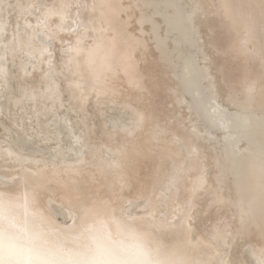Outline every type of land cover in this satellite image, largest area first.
<instances>
[{
	"label": "bare ground",
	"instance_id": "bare-ground-1",
	"mask_svg": "<svg viewBox=\"0 0 264 264\" xmlns=\"http://www.w3.org/2000/svg\"><path fill=\"white\" fill-rule=\"evenodd\" d=\"M235 1L227 0V2L233 5L232 19L229 18V20L236 32L240 33L238 37L241 38L245 35L246 31L240 19L241 15H250L253 18L254 24L252 30L250 32L248 31L250 34L247 32V36H250V41L244 39L246 42L252 41L251 43L256 46V48H252L256 49L261 55L262 50H264V27L261 25L260 1ZM80 2L81 0H53L49 3H45L44 0L29 1L28 8H31L32 14H34L32 16L35 17L37 15L39 19L36 26L33 25L31 20H24L27 26L32 25L31 31L25 36L22 35L21 22L18 18L21 17V13L27 7H25L24 3L19 2L18 11L16 10L17 14H14L16 15V24L11 25L13 29L11 41L9 40L10 42H8L5 40L7 42H4L2 36L7 31L5 20L7 21L12 16L8 18V13L5 12L6 8L5 10L3 8L7 0H0V47L3 43H6L5 47L2 48L5 50L7 47L10 53H12L13 48L17 47L20 53L29 55L30 51H34V55L44 57L47 53L50 54V47L47 41H39V35L41 34V29L44 26H48L50 33L47 36L51 33L54 34L62 44L68 47L65 53V55L67 54L66 57H61L63 59L61 69L69 71L72 75H70L71 78L65 72L71 78L68 81L70 92V96L68 97L75 102L74 104L70 103L69 109L76 111V113H84L85 105L92 96L95 97L96 103L101 106L103 105L102 108L109 101L123 94L135 98L133 102H140L143 97L145 98V95H147L146 92L150 88L145 82L147 76L145 69L149 64L143 67V63L146 64L149 61L148 56L152 52L148 53L150 48L149 38H151L150 41L153 42L158 50L161 62L159 60L156 61L165 63L170 69V74L172 73L176 80L175 83L177 86L171 89L172 92L174 91V94L177 93V95L175 94L176 99L180 103L186 104L193 117L198 118L197 120L201 128L196 127L191 129L189 127L191 130L186 128V131L174 133L168 139L156 137L153 133L147 134L148 149L152 152H160L162 150L160 152L162 156L161 165L155 172V180L152 185L145 184L146 186L144 187L142 185L144 183L140 182L141 186L136 194V197H139V199L138 201L137 198L135 199L136 201L132 199L133 202L129 198V195L126 194V191L132 186L134 180L137 179L136 175L140 174L136 170V164L140 168L137 160L145 153L142 151V141L140 139L144 126L136 128L137 137L133 139L126 138L122 142L111 141L112 139H109V137L113 138L114 135L118 134V130H108L106 132L108 139L91 146L83 143V134L79 130H76L69 113H62L54 120L48 117L52 111L54 112V106L44 105L46 114L45 116L43 114V116L48 118L38 122L39 129L30 123L31 127H29L34 130V133H27L24 129L21 133L17 132V135L14 131V135H16L14 136V132L12 133L11 129L12 126H9L10 124L7 125V122L5 124V120L2 121L0 118L1 127L4 129V135L2 137L0 136V141L5 143V146L0 144V153H2L0 157L3 154L12 157L22 155L20 154V150L24 149L26 145L24 143L31 137L39 138L35 143L36 146H31L34 149L32 153H26V155L23 153L27 160H36L35 166L37 168H34L32 171L27 170L28 172L22 178H17L18 173L17 171L12 172L13 170L8 174H4V172L0 173V197H3L5 201L0 206V212L4 213L8 221H12L16 225L6 237L0 239V244L4 246L11 244L21 245L24 250L21 253L22 260L27 259L30 248L34 251L38 249L45 259L54 260L56 264H82L86 260L103 261L109 259H119L127 262V264H135L136 261L143 259L142 252L149 253L152 259L184 258L199 260L219 256L229 262L237 261L238 264H244L243 261L238 260V253L243 250L242 245L238 246V250L240 251H237V254L233 252V247L227 251V247L233 243L232 232L217 226L216 224L218 223H215L213 227L207 228V239L201 232L202 230H200L201 225L195 223L197 219L194 213L196 207L195 202L200 194L204 192L205 196L207 195L211 201V208L221 207L222 205L233 209L236 216L233 218L236 220L235 226L238 229V233L240 232L242 236L252 235L258 238L255 240L257 241L256 247L253 244L254 247L252 245V248L244 250L245 254L243 255L245 260L254 261L256 258L254 250L258 254L259 250L264 247L261 236L260 208L261 166L264 163V86L261 87L260 91L255 92L254 87L256 85L250 86L251 84H248L247 75L239 80L227 72L226 81L228 83L230 82L229 88L232 86L230 88L231 91H227L228 95L226 94L227 97H225L222 94H225V90L222 92L217 90L219 88L210 72L211 67L209 65L212 63V60L209 58L206 50L202 48L204 49L202 51L201 49L202 41H200L201 37L199 38L201 35L198 28L199 24L205 21L212 36L217 37L219 35L220 27L214 19L211 16L205 18L201 14L203 8L210 7V0L196 1L202 7L199 20L194 25L188 21L194 3L192 4L188 0H87L89 4L108 3L117 6L113 9L97 8L95 12L92 9L83 10L74 7H62L63 5H74ZM222 2H226V0H222ZM9 4L11 5V3ZM29 15L31 14L29 13ZM134 16L137 17L138 23L140 24L138 30L137 28L136 31L134 30L135 32L130 25ZM81 22H84V26H82ZM89 25L92 28L90 32L86 30ZM12 29L10 30L12 31ZM45 29L47 31V28ZM233 36L235 38L237 34H233ZM50 37L52 36L50 35ZM15 39H18L17 44L14 42ZM77 40L81 41L80 46L83 51L76 57L75 62H73L74 53L70 49L75 46ZM170 41H172V45ZM215 47L222 51L225 50L222 49L223 45L221 44H216ZM228 47H233L239 52L248 51L241 46V42L239 41L229 43ZM221 50L219 51L221 52ZM4 52L0 53V84L7 85V75L10 70L6 62L10 59H4L7 55ZM7 53L9 54V51ZM51 53L53 52L51 51ZM48 58L46 60L56 68L57 65L55 64L57 62L54 64V59L51 60L53 57ZM90 58L91 63H89ZM28 62H30L28 59L21 58L20 56L18 63L21 72L26 69ZM36 63L39 66L40 63ZM223 64H225V61ZM45 66H47V63H45ZM47 71L43 70L45 84L40 85V89L31 88V90H26L21 94L13 95L8 100L14 106L19 107L20 111L23 109L22 105H25L26 101L36 95L44 97V102L49 100L55 106L57 102L61 104V107L66 106L65 102L61 99L63 93L60 94L56 91L61 89H57L51 84V81H57V76L55 77L53 73H48ZM49 71L54 72L51 69ZM260 71L257 73V77L261 79L263 76ZM65 73L64 76L67 77ZM59 77L63 79L62 76ZM158 81L161 82L159 79ZM34 84L33 87H36ZM77 84L79 87H77ZM249 87L254 88L251 95L248 92ZM229 88L227 86V89ZM126 99L128 100V97ZM150 101L151 99L149 103H151ZM164 101L166 103L167 100ZM226 102L230 105H226ZM127 103L135 115L137 112H146L149 118L148 112L144 110L147 107L143 108L140 104L133 105L131 101ZM123 105L126 107L124 103ZM3 106L4 104H0V113L2 112L1 109H3ZM146 106L148 105L146 104ZM6 107L3 111H10L9 108L11 106L6 105ZM9 111H7L8 114ZM121 111L123 110L120 109ZM85 112L88 115V111L85 110ZM18 114L19 112L12 113L13 116ZM120 114H114V124L122 123L124 113L123 115ZM35 116L36 114L31 111L26 112V115L22 114L21 117H17L24 122H26V119L32 122L30 120ZM84 116L85 119H88L86 115ZM132 120L131 123L133 122ZM17 123L18 121L15 125ZM163 123L165 125V122ZM89 127L91 129V125ZM168 127L170 128V126ZM129 128V126L125 127L124 125L121 128L122 134L128 135L132 133L128 131ZM86 134L88 133L84 135ZM176 136H179L183 143H176ZM65 138H68L70 142L65 143ZM77 138L80 143H76ZM51 141H54V143L48 144ZM41 142L46 144L44 147L47 152H44L42 149L43 146H39ZM204 142L209 143L211 153H207V147ZM21 143L24 145H21ZM155 146L158 148L154 149ZM84 148L87 149L84 150ZM64 151H67L69 158L64 159V162L60 164L56 161L63 160L61 157L66 155L63 154ZM37 153L41 154H39L41 158ZM213 153L214 155H212ZM46 157L50 158L45 159ZM165 157L169 160L164 159ZM207 160L211 161H208V163ZM114 164H119V167H114ZM145 164L148 166V163ZM210 164L215 170L214 181H210V175L208 176ZM28 169L30 168L28 167ZM132 172L136 177L132 175ZM177 173H179L178 183L169 191V180ZM6 182L8 184L7 186ZM50 183H54L53 186L55 187L52 188V186H49L52 185ZM48 186L51 188H47ZM194 186H198V190L195 193H193ZM26 194L28 197L27 203L25 201ZM85 196L90 203L94 202L97 206L107 205L109 211L120 220L122 228L117 229V226L109 221L106 231H97L95 221L92 218L85 219L78 210L84 203ZM183 197L185 198V202L181 201ZM51 205L56 206L58 212L65 216L64 218L69 217L72 224L70 223L71 225H68L67 221H65V224L62 222L58 223L59 221L57 220L60 218L57 217L58 215L56 217L51 215V212L55 211ZM140 205L150 206L149 210L145 206L148 211L144 216L140 215V217H136L140 212L134 217L128 216V213H130L127 212L128 210L132 211L136 206ZM141 212L143 213V211ZM162 212L165 214H161L162 217L159 216L161 217L159 220L156 214ZM185 212H187V216H185ZM245 212L250 213V218L247 224H242V213ZM41 216L44 218L43 220L40 219ZM226 218L228 219V217ZM226 218L224 217V219ZM162 220L165 223H160ZM185 225L190 228V231H185ZM217 229L226 230L228 237L224 241L212 244L210 237ZM185 240H190L195 247H189L187 250L182 247L178 248L177 246L182 245ZM157 245L161 246V254L159 256L153 251ZM209 245L211 246L209 247Z\"/></svg>",
	"mask_w": 264,
	"mask_h": 264
},
{
	"label": "rangeland",
	"instance_id": "rangeland-1",
	"mask_svg": "<svg viewBox=\"0 0 264 264\" xmlns=\"http://www.w3.org/2000/svg\"><path fill=\"white\" fill-rule=\"evenodd\" d=\"M9 1V2H8ZM14 1V2H13ZM29 1L30 2H32L31 0H16V2H15V0H7V3H6V5H4V10H5V8H6V10H5V12H7L8 14V18H10L11 16V18L10 19H7V21L5 20V22H6V30L7 31H5L4 33L5 34H3V36H2V39L4 40V42H10L11 40V33H13V29H12V24H16L15 22H16V15H14V14H17V11H18V3L19 2H22V3H24V5H25V7H27V8H25V11L23 12V13H21V17L20 18H18V20L21 22V27H22V35L23 36H25L27 33H29L30 31H31V27H32V25L31 26H27L25 23H24V20L25 19H28V20H31L32 22H33V25H35L36 26V24H37V21H38V19H39V16L37 17V15H35V17L34 16H32V15H34V14H32L33 12L31 11V8H28V4H29ZM53 0H44V2L45 3H49V2H52ZM125 1H129V0H125ZM189 2H192V4L194 3V2H196L197 0H188ZM241 1H243V0H241ZM246 0H244L243 2H245ZM250 2H251V0H249ZM249 1H247V2H249ZM256 1V0H255ZM260 1V0H259ZM258 0L256 1V2H259ZM210 2H211V4H210V7H205V8H203V10H202V12H201V14H202V16L203 17H205V18H207L208 16H211V18H213L214 19V21L216 22V24L220 27V32H219V35L216 37V36H212V33L210 32V30H209V28L207 27V25L205 24V21H203L201 24H199V32H200V35L201 36H199V38H200V41H202L201 42V45L203 46H201V49L202 48H204L205 50H206V52H207V54L209 55V58H211V60H212V63H210V72H211V74L213 75V77L215 78V79H213L214 80V82L215 83H217V86H218V88L219 89H217V90H219V91H223V90H225V94L224 93H222L225 97H227V95H228V92H229V90H230V88L232 87H230L229 88V84H230V82L228 83V81H226V74H227V72L231 75V76H233V77H236L237 79H242L243 77H245L246 75H247V82H248V84L250 85V86H252V85H256L254 88H255V92H258V91H260L261 90V87H263L264 86V81H263V79H264V67H262V66H264V63L262 62V59H261V55L258 53V51L256 50V49H253V48H256V46H254V44H252L251 42H246V40L248 39V41H250L249 39V37L250 36H247V32H248V30H246L245 31V35H243L241 38L242 39H244V40H242L241 38H239L238 37V35H240V33L239 32H236V30L234 29V27H233V25H232V23H231V21L229 20V17H228V15L225 13V9L222 7V4H224L225 2H222V0H210ZM235 2H240V0H236ZM252 2H253V0H252ZM9 3H11V5L9 4ZM10 5V6H9ZM13 5H16V6H13ZM14 7V8H13ZM10 11H9V10ZM14 9V10H13ZM17 10V11H16ZM30 10V11H29ZM12 12V13H11ZM29 13L31 14V15H29ZM22 14H23V16H22ZM14 16V17H13ZM26 17V18H25ZM29 17V18H28ZM5 19H6V17H5ZM15 20V21H14ZM8 23V24H7ZM10 23V24H9ZM12 25V26H11ZM130 25H131V28L133 29V31L135 30L136 31V28H137V30H138V28L140 27V24L138 23V20H137V17L136 16H134V18H133V21H131L130 22ZM11 27V28H10ZM45 28H47V31H46V29ZM10 29H12V31L10 30ZM15 30H16V28H15ZM44 30V31H43ZM130 30V29H129ZM11 31V32H10ZM131 31V30H130ZM134 31V32H135ZM45 32V33H44ZM52 32V31H51ZM41 34L39 35L40 37H39V41H47L48 43L47 44H49V47H50V49H49V53L50 54H48L47 53V55L46 56H44V57H41V56H39V55H34V51H30V53H29V55H27L26 53L25 54H23V53H20L19 51H18V49H17V47L16 48H13V50H12V53H13V55H12V53H10V50L6 47V49L5 50H7V51H5L3 48L5 47V44L6 43H3L2 45H1V47H0V53L2 52H6V56H5V58L4 59H10L9 61H7L6 62V64H8V68H9V72H8V75H10V76H8L7 75V78H8V83H7V85H3V84H0V92H1V94H0V104L1 105H3L4 104V106H3V109H1V113H0V118L2 119V121H4V123L6 124V122H7V125H9V126H12L11 127V129H12V133L15 131L16 132V135L18 134V133H21L24 129L27 131V133H34V130L33 129H30V125L32 124L33 126H35L37 129H39V126H38V122L39 121H42L43 119H46V118H51V119H56L60 114H64V113H69V116H70V118H71V120H72V122H73V124L75 125V128H76V130H79L82 134H83V137H82V141L84 140V142L83 143H86L87 145H91V146H93V145H95V144H98V142L100 143L102 140H106V139H108V137L106 136V132H108V130H113V131H115V130H118L119 132H118V134H116V135H114V137L112 138V137H109V139H112L111 141H117V142H122L124 139H126V138H128V139H133V138H135V137H137V132H136V129H135V131H133L132 133H130V134H128V135H123L122 134V130H121V128L122 127H124V125H125V127H131L132 125H133V122H134V119H135V114H134V112H132V108L131 107H129V104L127 103L128 101H131V103L133 104V105H139L140 104V106L141 107H147V109L146 108H144V110H146L147 112H148V114H149V118H148V122L144 125V128H143V131H142V133H141V136H140V139H141V141H142V148H143V152H145L144 153V155H142L138 160H137V163H139L138 165L140 166V168H138V166H137V164H136V170L137 171H139V173L140 174H137L136 176H137V179H135V178H133V179H135V180H137L136 182H135V180H134V185L132 184V186L129 188V189H127V191H126V194H128L129 195V198L131 199V201H136L135 199L137 198V201H138V199H139V197H136V194H137V192H138V190H139V188H140V182L141 183H144V184H142V185H144V187L147 185V184H153V181L155 180V175H156V171H157V169L160 167V165H161V160H162V156H161V153L160 152H162V150L159 152V151H150L149 149H148V147H147V143H148V137H147V134L148 133H153V128L156 126V125H162L161 127H164L165 125H167V127L168 126H170V131H171V133H172V135L174 134V133H180L181 131H186L187 129H190L189 127H191V129H194V128H196V127H198V128H201V125H200V123H199V121L197 120L198 118H195V117H193V115L189 112V109L187 108V106H186V104H184V103H180L177 99H176V95H177V93H175L174 94V91L172 92V88H174V86H177V84L175 83L176 82V80H175V78H174V76L172 75V73L170 74V69L166 66V64L165 63H160L161 61H160V56H159V52H158V50L156 49V47L154 46V44H153V42L152 41H150L151 40V38H149L150 40H149V51H148V53H150L151 51V53L149 54V61L145 64V63H143V67H146L148 64V68L146 67V71H147V76H146V80H145V82H146V84H147V86L148 87H150L149 89H148V91L146 92V94L147 95H145V98L143 97L141 100H140V102H133V101H135V100H133V99H135V98H131L130 96H128L127 94H123V95H120L119 97H117V98H114L112 101H109L106 105H104V111H103V108H102V106L100 105V104H98V103H96V100H95V97H91L90 99H89V101H88V103H86V105H85V109H84V113L83 112H80V113H76V111H73V110H71V109H69L70 108V103H75L72 99H69L70 97H68V96H70V92H69V82L68 81H70V79L72 78L71 76V74L69 73V71H67V70H62L61 69V62H62V58L61 57H66V55H65V53H66V51H67V49H68V47H67V45H65V44H62L59 40H58V38H56L55 36H54V34H50L52 37H50V35H48L49 36V38H48V36H47V34L48 33H50V31H49V28H48V26H44V28H42L41 29V32H40ZM46 34V36H44L43 37V35H45ZM233 34H237V36L234 38V36H233ZM248 34H250L249 32H248ZM8 36V37H7ZM53 36H54V38H53ZM245 36H247V37H245ZM52 38V39H51ZM42 39V40H41ZM240 39H241V41H240ZM5 40H7V41H5ZM10 40V41H9ZM50 40V41H49ZM57 40V41H56ZM52 41H53V44H52ZM241 42V46L243 47V48H246L248 51H243V52H239V51H236L233 47H228L229 46V43H231V42ZM14 42L16 43V42H18V39H15L14 40ZM55 42V43H54ZM151 42V43H150ZM17 44V43H16ZM170 44L172 45V41H170ZM216 44H221V45H223V47H222V49H225V50H221V49H219V48H216L215 47V45ZM244 44V45H243ZM247 46H246V45ZM52 45V46H51ZM64 45V46H63ZM251 45V46H250ZM17 46V45H16ZM58 46V47H57ZM61 46H63V47H61ZM153 46H154V48H153ZM244 46H246V47H244ZM3 47V48H2ZM56 47H57V50H56ZM61 47V48H60ZM66 47V48H65ZM253 47V48H252ZM1 48H2V51H1ZM250 48V49H249ZM204 49H202V51L204 50ZM63 50V51H62ZM219 50H221V52L219 51ZM252 50V51H251ZM9 51V54L7 53ZM51 51L54 53V55H53V53H51ZM60 51H61V53H60ZM4 52V53H5ZM221 54H220V53ZM255 52H257V53H255ZM15 53V54H14ZM17 53V54H16ZM203 53V52H202ZM223 53V54H222ZM252 53H255V54H252ZM218 56H217V55ZM220 54V55H219ZM32 55V56H31ZM53 55V56H52ZM153 55V56H152ZM222 55V56H221ZM17 56V57H16ZM20 56H21V58H26V59H28V61H30V62H28V65H27V67H26V69L23 71V72H21L20 71V69H19V59H20ZM53 57L51 60H53L54 61V64L55 65H57V67L55 68V66L52 64V65H50V63H49V61L48 60H46V59H49L48 57ZM60 56V57H59ZM15 57V58H14ZM38 59H37V58ZM151 57V58H150ZM152 57H153V59H152ZM219 57V58H218ZM14 60H13V59ZM34 58V60H32ZM202 58V57H201ZM224 58V59H223ZM153 61H152V60ZM215 59V60H214ZM219 61H218V60ZM36 60V61H35ZM39 60H41V61H39ZM156 60H159L160 62H158V61H156ZM217 60V61H216ZM53 61H51L52 63H53ZM224 61H225V64H223L224 63ZM17 62V63H16ZM31 62H32V64H31ZM34 62V63H33ZM36 62H39L40 64H39V66L38 65H36V64H38V63H36ZM213 62H215V63H213ZM12 63V64H11ZM14 63H15V65H14ZM36 63V64H35ZM44 63V64H43ZM45 63H47V66H45ZM157 64V65H155V64ZM42 64V65H41ZM60 66H59V65ZM212 64V65H211ZM261 64H263V65H261ZM30 65V66H29ZM36 65V66H35ZM49 65V66H48ZM153 65H155V66H153ZM13 66H14V68H13ZM29 66V67H28ZM35 66V67H34ZM51 66H54V67H51ZM162 66V67H161ZM34 67V68H33ZM37 67H40V68H37ZM46 67V68H45ZM152 67V68H151ZM31 68V70L29 71V69ZM45 68V69H44ZM51 69V70H54V72L53 71H49V69ZM154 68V69H153ZM164 70H163V69ZM59 69V70H58ZM151 69V70H150ZM153 69V70H152ZM162 69V70H161ZM19 70V71H18ZM43 70H48L47 72L49 73V72H51V73H53V75L56 77L57 76V78H56V80L57 81H55V80H53L54 82H52L51 81V84H53L57 89H61V90H56V91H58L60 94H62L61 96V99H62V101L63 102H65V105L66 106H63V107H61L60 105V103L59 102H57V105L55 106L54 105V103L53 102H51V101H43L45 98L44 97H41L40 95L38 96V95H36V96H34L33 98H31V99H29L28 101H26V104L25 105H22V107H23V109H21V111L19 110V107H16V106H14L13 105V103L12 102H10L8 99L10 98V97H12L13 95H17V94H21L22 92H25L26 90H31V88H35V89H40V85H44L45 84V82H44V72H43ZM159 70V71H158ZM261 70V71H260ZM16 71H17V73H16ZM153 71V72H152ZM166 71V72H165ZM169 71V72H168ZM260 71V73L262 74V76L263 77H261V79H262V81H261V79L260 78H258L257 77V73ZM65 72H67V74H68V76H70V77H68L67 76V74L65 73ZM14 73V74H13ZM16 73V74H15ZM64 73L66 74V76L68 77H65L64 76ZM13 74V75H12ZM18 74H20V75H18ZM39 74V75H38ZM166 74H168L167 76H166ZM12 75V76H11ZM150 75V76H149ZM157 75H159V76H157ZM59 76H62L63 77V79L61 78V77H59ZM149 76V77H148ZM152 76H154V77H152ZM173 78H171V77ZM16 79H15V78ZM17 77H19V78H17ZM162 77V78H161ZM163 77H164V79H163ZM70 78V79H69ZM258 78V79H257ZM150 79V80H149ZM158 79L159 80H161V82H159L158 81ZM168 79V80H167ZM249 79H250V82H249ZM256 79V80H255ZM23 80V81H22ZM156 80V81H155ZM165 81V82H164ZM9 82H10V84H9ZM59 84H58V83ZM170 82H171V84H170ZM227 82V83H226ZM33 83H35L34 85H36V87H33ZM158 83V84H157ZM175 83V84H174ZM256 83V84H255ZM152 84H153V86H152ZM163 84V85H162ZM170 84V85H169ZM15 85H17V86H15ZM59 87H58V86ZM150 85V86H149ZM162 86V88H160L161 86ZM2 86V87H1ZM15 86V87H14ZM68 86V87H67ZM157 86H158V88H157ZM227 86H228V88L229 89H227ZM4 87V88H3ZM5 87H6V89H5ZM10 87V88H9ZM67 91H66V90ZM152 90V92H150L151 90ZM159 89H161L160 91H161V93H160V91H159ZM165 89V90H164ZM2 90H4V91H2ZM171 90V91H170ZM65 91H66V93H65ZM154 91V92H153ZM228 91V92H227ZM231 91V90H230ZM163 92V93H162ZM169 92V93H168ZM227 92V93H226ZM12 94V95H11ZM154 94H156V95H154ZM158 94V95H157ZM170 94H172V95H170ZM227 94V95H226ZM154 95V96H153ZM37 97V98H36ZM64 97V98H63ZM123 97V98H122ZM126 97H128V100L126 99ZM129 97H130V99H129ZM179 97V96H178ZM166 98V99H165ZM174 98V99H173ZM124 99V101H122ZM127 101H126V100ZM151 99V103H149V100ZM162 99H164V100H167L166 101V103H165V101L164 100H162ZM176 99V100H175ZM144 100V101H143ZM162 100V101H161ZM174 102H172V101ZM2 101H3V103H2ZM141 101H143L144 102V104H143V102L141 103ZM145 101H148V102H146L145 103ZM176 101H178V102H176ZM158 102H160V103H158ZM172 102V103H171ZM67 103V104H66ZM123 103L126 105V107H124V105H123ZM154 103H156V104H154ZM157 103H158V105H157ZM177 105H176V104ZM28 104V105H27ZM45 104H47V105H50V106H54V112L52 111L51 112V114L50 115H48V117H44L45 116V110H44V105ZM52 104V105H51ZM146 104L148 105V106H146ZM150 104V105H149ZM171 104V105H170ZM6 105L7 106H11L9 109H10V111L9 110H7V111H9V114L7 113V111L6 112H4L3 110L5 109V108H7L6 107ZM128 105V106H127ZM152 105V106H151ZM156 105H157V107H156ZM226 105H230L228 102H226ZM30 106V107H29ZM153 106H155L154 108H153ZM166 106V107H165ZM26 107H27V109H26ZM86 107H87V109H86ZM151 107V108H150ZM180 107V108H179ZM182 107V108H181ZM231 107H233L232 105H231ZM112 108V109H111ZM118 108H119V110H118ZM129 108V109H128ZM169 108V109H168ZM173 108H174V110H173ZM117 109V110H116ZM120 109L121 110H123V111H121L120 112ZM156 109H159V110H156ZM26 110V111H25ZM38 110V111H37ZM85 110L86 111H88V115H87V112H85ZM153 110V111H152ZM174 111L173 112V114H172V111ZM11 111H12V113H15V112H19V114L18 115H16V116H13L12 115V113H11ZM15 111V112H14ZM25 111V112H24ZM31 111H33V113L34 114H36V116L35 117H33V119L32 120H30V121H32V122H29V119H26L25 121L26 122H24L23 120H21L20 118H18V117H21V115L23 114V115H26V112H31ZM67 111V112H66ZM112 111V112H111ZM151 111V112H150ZM160 111H161V113H160ZM170 111V112H169ZM59 114H58V113ZM124 113V115H123V113ZM160 113V114H158V113ZM7 113V114H6ZM25 113V114H24ZM56 113V114H55ZM122 114L123 116H122V123L121 122H119V124H114V114ZM172 115H171V114ZM43 114H44V116H43ZM58 114V115H57ZM77 114V115H76ZM91 116H90V115ZM120 114V115H121ZM152 116H151V115ZM156 114V115H155ZM178 114V115H177ZM182 114V115H181ZM8 117H7V116ZM57 115V116H56ZM82 115V116H81ZM84 115H86L87 116V118L89 119H85V116ZM154 115V116H153ZM160 115V116H159ZM11 116V117H10ZM18 116V117H17ZM125 116V117H124ZM159 117V118H157V117ZM12 117H14V118H12ZM16 117V118H15ZM73 117H74V119H73ZM82 117V118H81ZM90 117V118H89ZM161 117H164V118H161ZM167 117V118H166ZM187 117H189L187 120H186V118ZM17 118H18V120H17ZM82 120H81V119ZM92 118V119H91ZM124 118V119H123ZM134 118V119H133ZM156 118V119H155ZM170 118V119H169ZM11 119V120H10ZM104 119V120H103ZM133 121L132 123H131V120ZM183 119H184V121H183ZM192 119V121H190ZM20 120V121H19ZM34 120V121H33ZM75 120V121H74ZM81 120V121H80ZM85 120V121H84ZM92 120V121H91ZM190 122H189V121ZM14 121H15V123L18 121V123L15 125V123H14ZM28 121V122H27ZM36 121V122H35ZM83 121V123H81ZM127 121H129L128 123H127ZM155 121H157V122H155ZM198 122V123H196V122ZM84 122H88L87 124L86 123H84ZM163 122H165V125H164V123ZM180 122V123H179ZM22 123V124H21ZM31 123V124H30ZM93 123V124H92ZM120 123H121V125H120ZM153 123V124H152ZM163 123V124H162ZM187 123V124H186ZM26 124V125H25ZM83 124V125H82ZM85 124V125H84ZM171 124V125H170ZM183 124H185V125H183ZM87 125H91V129H90V127L88 126L87 127ZM131 125V126H130ZM197 125V126H196ZM2 126V124L0 123V136L2 137L3 135H4V129H3V127H1ZM30 126V127H29ZM113 126V127H112ZM120 128H118V127ZM172 126L174 127L173 129H172ZM195 126V127H194ZM21 127H23L22 129H20ZM25 127V128H24ZM178 127H179V129H178ZM193 127V128H192ZM27 128V129H26ZM94 128V129H93ZM187 128V129H186ZM54 129H55V127H54ZM87 129H88V132H87ZM93 129V130H92ZM177 129H178V131H177ZM182 129V130H181ZM186 129V130H185ZM190 129V130H191ZM32 132H31V131ZM94 130H95V132H94ZM86 131V132H85ZM15 132L13 133V135L15 134ZM18 132V133H17ZM84 132V133H83ZM121 132V133H120ZM3 133V134H2ZM85 133H88V134H86V135H84ZM94 133V134H93ZM2 134V135H1ZM143 134H145V135H143ZM16 135H14V136H16ZM89 137H88V136ZM172 135H170V136H166V137H164V138H170ZM0 137V138H1ZM91 137V139H89ZM31 138H33V137H31ZM31 138H29V140L27 141V142H25L24 144H26L25 146H24V151L23 150H20V154H22V155H19V156H14V157H12V156H9V155H6V154H3L1 157H0V173H3L4 172V174H8V173H10L12 170V172H14V171H17V173H18V177L17 178H22V177H24L25 176V174L28 172L27 170H29V171H32L34 168H37V166H35L36 165V160H27L26 159V156H24V154L26 155V153H32L33 151H34V149L31 147V146H36L35 145V143H36V141L37 140H39V138L38 137H34L33 139H31ZM87 138V139H86ZM120 138V139H119ZM87 141H86V140ZM96 139V140H95ZM119 139V140H118ZM166 139V140H167ZM35 140V141H34ZM98 140H100V141H98ZM86 141V142H85ZM29 142V143H28ZM32 142V143H31ZM70 141H69V139L68 138H65V143H69ZM95 142V143H94ZM27 143H28V145L29 144H32V145H27ZM54 143V141L52 142H49L48 144H53ZM92 143V144H91ZM0 144L1 145H3V146H5L4 144V142H1L0 141ZM23 143H21V145H22ZM23 144V145H24ZM40 144V143H39ZM203 144V143H202ZM204 144H206V147L208 148H206V151H207V153H211V148L209 147V143H205L204 142ZM46 144L45 143H42L41 142V144L39 145V146H43L42 147V149L44 150V152L46 151L47 152V150H45V146ZM28 146V147H27ZM204 146V145H203ZM27 149H26V148ZM29 147H31V149H29ZM205 147V146H204ZM158 147L157 146H155V148L154 149H157ZM87 148H84V150H86ZM160 149V148H159ZM24 153V154H23ZM0 154H2V153H0ZM40 153H37V155L40 157V155H39ZM63 154H66V155H64V156H62L61 158L63 159V160H61V161H56V162H59L60 164H62L63 162H64V159H68L69 158V154L67 153V151H64V153ZM160 155V156H159ZM212 155H214V153L212 154ZM22 156H24V157H22ZM81 156V155H80ZM143 157V158H142ZM41 158V157H40ZM50 157H46L45 159H49ZM13 159V160H12ZM24 159V160H23ZM159 159V160H158ZM164 159H168L167 157H165ZM8 160H10V161H8ZM154 160V161H153ZM169 160V159H168ZM208 161H211V160H207V162ZM154 162V163H153ZM12 163V164H11ZM145 163H148V166H146L147 164H145ZM209 163V162H208ZM18 166V167H17ZM21 166V167H20ZM5 167V168H4ZM28 167L30 168V169H28ZM154 167V168H153ZM7 168V169H6ZM146 168H147V171H146ZM209 174H208V176H209V179H210V181H214L215 180V178H214V173H215V170H214V168L212 167V165L210 164L209 165ZM212 168V169H211ZM152 169V171H150ZM149 172H150V174H149ZM20 173V174H19ZM141 174H144V175H141ZM132 175L134 176V177H136L135 175H134V173L132 172ZM138 175H139V177H138ZM152 175V176H151ZM154 175V176H153ZM212 175H213V177H212ZM144 176V177H143ZM140 177H142V178H140ZM144 178H146V180H144ZM148 178H150V179H148ZM148 179V180H147ZM141 180V181H140ZM143 180V181H142ZM50 184H52V185H49V186H52V188L53 187H55V186H53L54 185V183H50ZM146 184V185H145ZM8 184H7V182H6V186H7ZM56 185V184H55ZM49 186L47 187V188H49ZM133 186H135V187H133ZM137 187V188H136ZM51 188V187H50ZM49 188V189H50ZM136 188V189H135ZM135 190V191H134ZM137 190V191H136ZM130 191V192H129ZM131 191H132V194H131ZM168 193H170L169 191H168ZM58 195H59V193H57ZM135 194V195H134ZM132 197H131V196ZM206 197H208L207 195L205 196V193L203 192V193H201L200 194V196H199V198H197V201L195 202L196 203V207H195V210H196V212H195V210H194V213L196 214V221H195V223H197V224H199V225H201L200 227H201V229L200 230H202L201 232L203 233V235L204 236H206L207 237V239H208V234H207V230L210 228V227H213L214 226V224L215 223H218V224H216L217 226H219V227H221V228H224V229H227L228 231H230V232H232L233 234H231L232 235V238L234 239H232V242L233 243H231L230 244V246H231V248H229V247H227V251L228 250H231L232 249V247H233V252L235 253V254H237V251H240V250H238V246H241L242 245V249L243 250H241L239 253H238V260H241V261H243V263L244 264H250V260H245V257L243 256L245 253V251L244 250H246L247 248H252L251 246L254 244L255 245V247H256V242L257 241H255L256 239H258V238H256L255 236H252V235H243L242 236V234L239 232L238 233V229L236 228V226H235V218H233L234 216H235V214H234V211H233V209L231 208V207H225V206H222L221 205V207H215V208H211V206H210V203H211V201H210V199H209V197L206 199ZM133 199V200H132ZM203 199H205V200H203ZM185 200V198L183 197L182 198V200L181 201H183V202H185L184 201ZM133 201V202H134ZM203 201V202H202ZM207 201V202H206ZM56 205V204H55ZM201 205V206H200ZM145 206L146 207H148L147 209L149 210L150 208V206L149 205H140V206H136L132 211L131 210H126L127 212H130V213H128V216L130 215L131 217H134V216H136V214L137 213H142L141 211H143V213L142 214H138V216H136V217H140V215H145L146 214V212L148 211L146 208H145ZM200 206V207H199ZM51 207L53 208V210L55 209V213H57V214H55L53 211L51 212V215L53 216V217H56L57 215V217L58 218H60V219H58V218H55V219H58L57 221H59L58 223H63V224H65L66 222L65 221H67L68 223V225H71L72 224V221H71V219L68 217H66V218H64L65 216L64 215H62V213H60V212H58V210L56 209V206H52L51 205ZM144 207V208H143ZM197 207H198V210H197ZM229 208H231V209H229ZM135 209H136V211L138 210V209H140V210H138L137 212L135 211ZM143 209V210H142ZM144 209L146 210L145 212H144ZM135 211V212H134ZM198 211V212H197ZM199 211H200V214H199ZM231 211V212H230ZM229 212V213H228ZM225 213V214H224ZM135 214V215H134ZM161 214L163 215V214H165L164 212H162V213H159V214H156V216L158 217V219L160 220V218L162 217L161 216ZM227 214V215H226ZM234 214V215H233ZM55 215V216H54ZM133 215V216H132ZM225 215V216H224ZM159 216H161V217H159ZM221 217H222V219H221ZM224 217L226 218V217H228V219L226 218V219H224ZM232 217V218H231ZM236 217V216H235ZM63 218V219H62ZM70 219V220H69ZM219 219H220V221H219ZM233 219H234V221H233ZM64 220V221H63ZM204 220V221H203ZM229 222H228V221ZM70 221V222H69ZM226 223H225V222ZM162 222H164L163 220L162 221H160V223H162ZM203 222V223H202ZM71 223V224H70ZM165 223V222H164ZM163 223V224H164ZM201 223V224H200ZM233 223H234V226H233ZM221 224V225H220ZM222 224H224V225H222ZM229 225V226H228ZM232 225V226H231ZM224 226V227H223ZM226 226H227V228H226ZM208 228V229H207ZM241 239H242V241H241ZM249 239H251V241H249ZM246 244V245H245ZM254 245H253V247H254ZM247 246H250V247H247ZM242 253V254H241Z\"/></svg>",
	"mask_w": 264,
	"mask_h": 264
},
{
	"label": "snow or ice",
	"instance_id": "snow-or-ice-1",
	"mask_svg": "<svg viewBox=\"0 0 264 264\" xmlns=\"http://www.w3.org/2000/svg\"><path fill=\"white\" fill-rule=\"evenodd\" d=\"M62 7L65 8H77V9H83L88 10L92 9L93 12L97 8L100 9H113L117 7L116 5L108 4V3H92L89 4L87 0H81L80 3L74 4V5H63ZM201 4L199 2H194L192 5V12L190 16L188 17V21L190 24L194 25L199 20V14L201 10ZM222 7L225 9V13L229 16L230 19H232V8L233 5L230 2H226L222 5ZM259 7L261 9V25L264 27V0H260ZM63 19V17H62ZM241 21L243 22L246 30L249 32L252 30V26L254 24V20L250 15H241L240 17ZM235 22V21H234ZM82 26H84V22H81ZM87 31H92L91 26L89 25L86 29ZM81 41L77 40L75 46H73L70 51L74 53L73 56V62H75L76 57L80 55V53L83 51L81 48ZM261 59L262 62H264V50H262L261 53ZM91 58L89 63H91ZM6 75V74H5ZM77 87L79 85L77 84ZM254 91V88L249 87L248 92L249 95H251ZM148 122V115L146 112H137L135 115V119L133 122V125L128 129L129 132L135 131L136 128H140L144 126ZM153 135L156 137H166L172 135L170 129L165 125L164 127H161L160 125H156L153 128ZM176 143H183V141L179 138V136L175 137ZM76 143H80L79 139L77 138ZM114 167H119V164H114ZM178 177L179 173L175 174L170 180H169V191H171L178 183ZM198 190V186H194L193 193H195ZM260 208H261V236H262V243H264V163H262L261 166V180H260ZM25 201L28 202L27 194L25 195ZM5 203L4 198L0 197V206H2ZM34 203V202H33ZM190 207V205H188ZM83 217L85 219L92 218L95 221V224L97 226V231H106L107 230V224L110 221L111 223H114L117 226V229L122 228L121 222L119 219L115 217L113 213H111L108 209L107 205H101L97 206L94 202H89L85 196L84 203L82 206L78 209ZM35 215V214H34ZM185 216H187V212H185ZM250 213H242V224H247L249 222ZM41 220L44 218L41 216ZM190 219V217H189ZM15 224L12 221H8L7 218L4 216L3 212H0V239L6 237L13 228H15ZM185 231H190V228L185 225ZM228 237V233L224 229H217L214 234L210 237L211 243L216 244L220 241L226 240ZM211 245H209L210 247ZM184 248L187 250L189 247H195L192 245L190 240H185L182 245L177 246ZM23 247L19 244H11L8 246H4L0 244V264H56L54 260L45 259L42 255V253L36 249L35 251L33 249L28 250V256L26 260L21 259V253L23 252ZM154 253L159 256L161 254V246L157 245L153 249ZM141 255L143 256V259H140L135 262V264H238L237 261H227L223 257H209L208 259H184V258H170V259H152L150 258L149 253L142 252ZM254 255L256 256L255 260L250 262V264H264V247H262L259 250V253L256 254L254 250ZM82 264H127L125 261H121L119 259H109V260H91V261H83Z\"/></svg>",
	"mask_w": 264,
	"mask_h": 264
}]
</instances>
